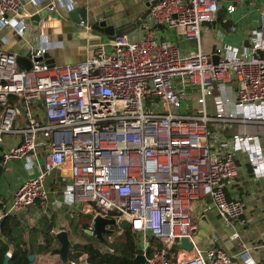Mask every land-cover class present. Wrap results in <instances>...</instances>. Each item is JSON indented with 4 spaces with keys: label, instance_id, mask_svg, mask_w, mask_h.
<instances>
[{
    "label": "built area",
    "instance_id": "1",
    "mask_svg": "<svg viewBox=\"0 0 264 264\" xmlns=\"http://www.w3.org/2000/svg\"><path fill=\"white\" fill-rule=\"evenodd\" d=\"M29 1L45 2L50 11L65 5V0ZM220 6L219 0H158L138 36H117L78 63L33 61L23 69L16 52L0 47V148L6 134L19 137L3 152V163L40 149L44 157L38 174L11 201L0 197V235L7 216L47 201L46 182L57 171L69 179L66 198L85 204L92 221L98 215L116 220L106 226L112 230L104 234L106 251H114L115 233L124 232L113 226L126 222L157 241H147L144 264H234L222 248L178 243L194 241L196 197H209L206 208H215L228 225L245 213L243 201L226 193L237 176L238 151L248 154L256 173H264L257 134L219 133L237 122L264 121V24L251 32V45H224L213 53L200 47L182 53L156 30L179 29L199 43L202 26L216 19ZM22 11L21 0H0V23H12ZM261 15L264 20V4ZM47 50L38 40L30 52L34 58ZM233 79L235 98L225 90ZM187 86L197 92L202 113L181 111ZM68 264H88L87 254Z\"/></svg>",
    "mask_w": 264,
    "mask_h": 264
},
{
    "label": "crops",
    "instance_id": "2",
    "mask_svg": "<svg viewBox=\"0 0 264 264\" xmlns=\"http://www.w3.org/2000/svg\"><path fill=\"white\" fill-rule=\"evenodd\" d=\"M21 1L23 3L22 14L12 19V23L5 25L0 23V47L25 57L35 42L40 40L47 47V52L56 59V63L67 64L84 61L94 54L98 45L109 42L105 33L93 28L94 23L108 20L116 28L132 23L144 13L149 0H65V5L58 6L53 11L48 10L45 2L35 5L29 0ZM219 1L222 11L220 14L217 13L213 22L205 23L202 26L199 43L185 38L179 29L163 26L156 28L157 37L171 40L181 49L182 53L198 49V47L204 52L213 53L224 45L241 49L251 45V32L261 28L264 24L261 15L264 0ZM230 5L235 7L234 10L229 9ZM72 10L79 12L83 10L87 18L80 23L76 22L70 15ZM33 13L41 14L42 24L38 25L35 20H31ZM21 27H24L22 35L17 33ZM139 32L140 30L136 29L128 35L135 38ZM225 90L235 98L237 81L235 79L227 81ZM230 108L233 110L234 106L231 105ZM211 128L217 130L218 126L212 125ZM219 133L226 137H231L235 133L257 134L259 136L258 143L261 146L262 154H264V121L237 122L232 128L221 130ZM18 143V136H5L4 143L0 148V165L4 167V173L0 179V197L9 201H11L14 191L26 179L37 175L39 164L44 163L43 149H40L38 154H31L27 158L12 159L3 163V152ZM236 161L238 164L237 176L233 182L226 186V193L229 198H239L243 201L245 213L239 220L228 225L215 208H206L210 201L209 197L194 198L192 215L197 224L196 235L200 229L199 219L203 214L208 217L215 228V231L208 235L207 239H203L197 245L200 249L204 247V250L210 247L224 249L234 257V264H264V173L258 174L254 171L245 151L237 152ZM68 183L69 179L62 177L57 171L53 172L46 182L47 201L38 200L34 205L15 211L4 220L7 227L12 229L15 241L18 242L20 235L25 241L26 247L33 251L32 264H65L60 253L43 251L42 248L47 245L46 234L56 235L59 230L64 229L71 235L70 231L74 229L68 220L69 215L75 217L80 213L91 214L87 213V207L82 202H72L66 198L64 191ZM92 225V216L90 221L85 223L79 221L78 223L82 233L87 234H89L87 229H91ZM141 234L145 240V235ZM89 241L93 240L89 239ZM57 243L61 249L62 245L59 239L53 241L51 249L57 248ZM200 243L203 244L202 247H200ZM74 254L71 247L69 260L76 259L71 258V255L74 256Z\"/></svg>",
    "mask_w": 264,
    "mask_h": 264
},
{
    "label": "water",
    "instance_id": "3",
    "mask_svg": "<svg viewBox=\"0 0 264 264\" xmlns=\"http://www.w3.org/2000/svg\"><path fill=\"white\" fill-rule=\"evenodd\" d=\"M157 1L158 0H152V1L149 0L146 3V10L144 11V13L140 16L139 19H137L132 23L116 28L113 24H110L108 20H102L99 21L98 23H94L93 28L99 30L100 32L105 33L109 41L114 40L117 36L130 34L139 28L142 21L149 14L150 6ZM221 11L222 10L220 9L218 11V14H220ZM70 15L76 22L79 23L87 18V15L86 13H84L83 10L80 12L77 10H72L70 12ZM31 20H35L38 25L42 24L43 22L42 16L39 13H33L31 16ZM217 60H218V56H215V61ZM33 61H45L46 63H50V64L56 63V59L52 57L49 52H46L43 55L34 58H32L31 52H28V54L25 57L22 56L18 57L19 66L23 69H30L32 67ZM115 223L116 220L114 218H106L101 215H98L93 221V225H92L93 227L91 229H87V232L90 235L95 236L98 240L106 243L107 241L104 234L112 231L107 229L106 226ZM199 226L200 229L197 235H195L193 242L189 241L187 238H183L181 241H179L178 246H180L181 248L191 249L195 244L199 243L203 239H207L208 235L212 234L215 231L213 224L209 221L208 217L205 214H203L199 219ZM56 235L62 245L60 249L61 259L64 263H67L69 260L70 248L72 245L70 235L68 231L64 229L59 230L56 233ZM10 258H11L10 256L6 255L4 259V264H9ZM30 259L33 261L34 254L30 255ZM145 261H146V255L143 253L137 254L134 258V264H144Z\"/></svg>",
    "mask_w": 264,
    "mask_h": 264
},
{
    "label": "trees",
    "instance_id": "4",
    "mask_svg": "<svg viewBox=\"0 0 264 264\" xmlns=\"http://www.w3.org/2000/svg\"><path fill=\"white\" fill-rule=\"evenodd\" d=\"M3 173L4 167L0 165V179ZM11 230L4 221L3 230L0 235V264H4L7 252L11 251V248L12 256L9 264H32L33 261L30 259V255L33 254V251L26 247L24 240L16 242ZM140 234V232L133 231L131 225L127 224L124 232L111 243V248L114 249L113 252L97 248L92 241H89L85 244H77V252H75L74 256L71 255V258H77L80 255L87 254V261L90 264H134L135 256L144 252V239ZM45 239L47 245L42 248L43 251L60 253V247L51 249L53 241H58L56 235L47 233ZM148 241L151 244L157 243L153 237ZM151 250V248H147L148 253H151Z\"/></svg>",
    "mask_w": 264,
    "mask_h": 264
},
{
    "label": "rangeland",
    "instance_id": "5",
    "mask_svg": "<svg viewBox=\"0 0 264 264\" xmlns=\"http://www.w3.org/2000/svg\"><path fill=\"white\" fill-rule=\"evenodd\" d=\"M184 91H186L191 96H189L187 99L183 100V106L181 108V111L185 112V113H189V112L202 113V110H201V108L199 109V105L195 101V97L193 95V94H197V92L195 90L190 89L189 86H187L184 89ZM148 99H150V97H147V100ZM6 136H13V134L12 133H8V134H6ZM91 216H92V214L84 215V214L80 213V214H77L75 217L72 216V215H69V217H68V220H69L70 224L73 226V229H74L73 231H70V233H71L70 237L72 239V245L71 246H72V248H73V250L75 252H77V248H76L77 244L88 243L89 239L93 240L92 242L94 243V245L97 248H102L104 250L106 249L104 242H102L100 240L98 241L97 238L95 236H93V235H90V234H87V233H82L81 229L78 226L79 221L81 223H85L86 221H90ZM125 226H126V222H122L120 225L113 226V227H114L115 230H118L121 227L125 228ZM78 229H80V230H78ZM117 235L119 236V235H121V233H117L116 232L115 233V239L118 238ZM140 235L143 237L142 234H140ZM151 237L152 236L149 233H147L145 235L144 238H146V239L143 241L144 245H146L147 241L150 240ZM22 240L23 239L19 235L18 236V241H22ZM199 245H200V247H202L203 244L200 243ZM57 247H59V244L57 245ZM57 257H58V255H57Z\"/></svg>",
    "mask_w": 264,
    "mask_h": 264
}]
</instances>
